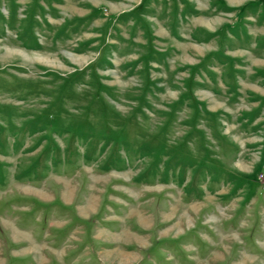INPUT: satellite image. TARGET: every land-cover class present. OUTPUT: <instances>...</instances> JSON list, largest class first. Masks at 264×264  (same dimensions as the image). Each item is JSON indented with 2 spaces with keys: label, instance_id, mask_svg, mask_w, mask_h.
Returning a JSON list of instances; mask_svg holds the SVG:
<instances>
[{
  "label": "rangeland",
  "instance_id": "374dc122",
  "mask_svg": "<svg viewBox=\"0 0 264 264\" xmlns=\"http://www.w3.org/2000/svg\"><path fill=\"white\" fill-rule=\"evenodd\" d=\"M0 264H264V0H0Z\"/></svg>",
  "mask_w": 264,
  "mask_h": 264
},
{
  "label": "bare ground",
  "instance_id": "6f19581e",
  "mask_svg": "<svg viewBox=\"0 0 264 264\" xmlns=\"http://www.w3.org/2000/svg\"><path fill=\"white\" fill-rule=\"evenodd\" d=\"M112 120V119H111ZM66 195V194H65ZM92 208V204H90L89 206H88V210H90ZM87 210V211H88ZM145 223V221H143V224ZM146 224V223H145ZM24 236V235H23ZM14 237L16 238V239H18V238H21L22 237V234H20V233H18V232H15V234H14ZM118 254H120V253H118ZM129 258H127L126 260H128Z\"/></svg>",
  "mask_w": 264,
  "mask_h": 264
}]
</instances>
